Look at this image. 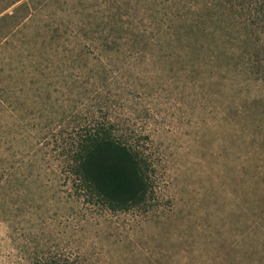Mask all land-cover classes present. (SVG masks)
<instances>
[{"label":"rangeland","instance_id":"rangeland-1","mask_svg":"<svg viewBox=\"0 0 264 264\" xmlns=\"http://www.w3.org/2000/svg\"><path fill=\"white\" fill-rule=\"evenodd\" d=\"M80 4L0 0V19L14 15L0 23V264H264V13L219 11L203 41L213 71L139 64L104 89L153 181L145 204L120 212L61 159L94 103L89 67L70 52L87 24L69 18Z\"/></svg>","mask_w":264,"mask_h":264},{"label":"trees","instance_id":"trees-1","mask_svg":"<svg viewBox=\"0 0 264 264\" xmlns=\"http://www.w3.org/2000/svg\"><path fill=\"white\" fill-rule=\"evenodd\" d=\"M243 3L255 6L257 15L264 13V0H101L104 10H91L98 0H81L80 12L69 14V18L87 24L69 33L82 39L70 52L77 51L72 62L89 67L94 103L85 118H75L59 147L79 189L91 193L111 211L125 212L146 203L153 190L149 166L119 132L114 106L103 95L104 89L112 84L115 74H129L139 64L156 67V73L203 74L207 67L213 71L214 57L204 58L203 41L214 40L221 9L231 18ZM13 16L2 17L0 23ZM90 22L103 24L92 27ZM151 24L155 28L148 30ZM52 33V38L63 37L57 28ZM42 71L39 76H44Z\"/></svg>","mask_w":264,"mask_h":264}]
</instances>
